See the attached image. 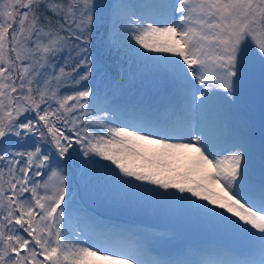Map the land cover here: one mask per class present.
<instances>
[{
	"label": "snow or ice",
	"instance_id": "1",
	"mask_svg": "<svg viewBox=\"0 0 264 264\" xmlns=\"http://www.w3.org/2000/svg\"><path fill=\"white\" fill-rule=\"evenodd\" d=\"M101 28L163 102L90 87ZM256 62L264 83V0H0V264H264V131L257 177L237 115ZM77 171L240 246L143 260L147 242L130 233L84 240L66 201Z\"/></svg>",
	"mask_w": 264,
	"mask_h": 264
},
{
	"label": "trees",
	"instance_id": "2",
	"mask_svg": "<svg viewBox=\"0 0 264 264\" xmlns=\"http://www.w3.org/2000/svg\"><path fill=\"white\" fill-rule=\"evenodd\" d=\"M108 2V0H105ZM130 3H138L141 0H129ZM93 53L97 62V70L93 84L90 87L99 88L101 96L109 99L125 98L136 103H159L162 101L161 86L152 77L144 72L129 71L141 67L137 62L127 60L123 55L110 49L105 30L101 28L94 34ZM241 102L238 106L239 114L242 113L251 119L264 121V83L261 81L259 64L253 70V75L241 86ZM91 111V109H90ZM110 163V162H105ZM95 173H88L82 178L79 171L75 177L69 178V196L74 195V203L80 208L86 209L93 216H104L110 222H128L136 229L144 230L147 222L174 223L186 228H197L195 222L177 218L155 209L141 207L137 204L122 203L113 200L102 193ZM74 205V204H73Z\"/></svg>",
	"mask_w": 264,
	"mask_h": 264
},
{
	"label": "rangeland",
	"instance_id": "3",
	"mask_svg": "<svg viewBox=\"0 0 264 264\" xmlns=\"http://www.w3.org/2000/svg\"><path fill=\"white\" fill-rule=\"evenodd\" d=\"M129 2V0H128ZM105 97V96H102ZM109 101H115L118 104H133L132 100H127L125 98H120L119 100L115 99H108ZM97 115H100V113H97ZM238 117L244 124L247 125L248 129L252 133V135L255 138L256 141V147H255V159H256V173L257 177L259 176V142L262 135V125L259 123L257 119L251 120L244 114L240 116L238 114ZM120 126H124L121 124ZM67 201V197H66ZM90 212L87 213V211L80 210L78 208L72 209V216L70 217V222L76 226L78 223V226H76L77 234L82 235V238L84 240H89L92 242H96L94 239V234L96 231L93 229L98 227L101 229V227L104 230H110V231H117V232H125L130 233L135 239L140 241H146L147 244L145 245V249L140 255V258L143 260H147V255L149 252L158 254L160 256L166 255L170 252H173L174 250H180L182 251V246L188 247L191 246V244H197L200 247H204L208 245L209 247H216V246H240V241L232 238V237H226L222 236L216 233H213L211 231L200 229L199 231H194L188 228H180L176 226H170L165 224L164 227L161 228H150L151 234L148 232H136L130 227V225H123V224H115L110 223L107 220H105L104 217L98 216V217H89ZM67 227V224L65 225ZM130 228L131 231L128 229ZM84 233H87L84 235ZM87 246V245H86Z\"/></svg>",
	"mask_w": 264,
	"mask_h": 264
},
{
	"label": "bare ground",
	"instance_id": "4",
	"mask_svg": "<svg viewBox=\"0 0 264 264\" xmlns=\"http://www.w3.org/2000/svg\"><path fill=\"white\" fill-rule=\"evenodd\" d=\"M101 229H103L101 227ZM130 231L131 229L128 228ZM94 239L96 242H98V234L97 232H95L94 234ZM212 246H204V247H200L198 246L197 244H191V246H188L186 248H183L182 246V251L180 250H174L173 252H170L168 254H166L165 256L162 255H158V254H155V253H152V252H149L148 255H147V260H152V259H174V258H182V259H191L189 258V252L194 256V259H199V258H202V254L204 252L205 249L207 248H211Z\"/></svg>",
	"mask_w": 264,
	"mask_h": 264
}]
</instances>
